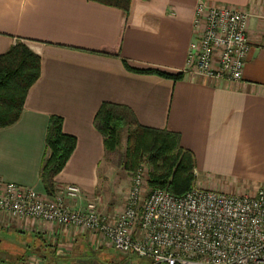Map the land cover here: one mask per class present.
I'll return each mask as SVG.
<instances>
[{"label": "crops", "instance_id": "obj_1", "mask_svg": "<svg viewBox=\"0 0 264 264\" xmlns=\"http://www.w3.org/2000/svg\"><path fill=\"white\" fill-rule=\"evenodd\" d=\"M200 2L249 14L240 81L186 71ZM17 42L40 58V77L19 120L0 129V181L46 196L40 169L47 125L56 116L76 145L55 177L54 194L74 185L81 195L67 202L71 208L95 203L112 218L104 196L120 178L109 172L93 125L100 106L110 103L127 107L142 127L178 134L194 157L195 188L234 195L236 184L255 193L264 187V0H131L128 13L85 0H0V56ZM122 60L183 78L133 74ZM104 246L89 231L0 213V264H79L75 258L102 254Z\"/></svg>", "mask_w": 264, "mask_h": 264}, {"label": "built area", "instance_id": "obj_2", "mask_svg": "<svg viewBox=\"0 0 264 264\" xmlns=\"http://www.w3.org/2000/svg\"><path fill=\"white\" fill-rule=\"evenodd\" d=\"M249 14L200 2L196 39L190 43L186 71L209 80L240 81L249 52ZM144 168L132 179L127 207L114 218L97 205L73 209L68 201L80 189L67 185L42 196L32 188L0 181V213L100 236L119 254L151 264H264V187L252 196L193 188L182 197L151 190L142 198Z\"/></svg>", "mask_w": 264, "mask_h": 264}, {"label": "trees", "instance_id": "obj_3", "mask_svg": "<svg viewBox=\"0 0 264 264\" xmlns=\"http://www.w3.org/2000/svg\"><path fill=\"white\" fill-rule=\"evenodd\" d=\"M128 13L131 0H85ZM126 71L137 75H151L173 82L182 80V74H167L157 70L131 68L122 60ZM40 77V58L22 42L0 56V129L19 120L25 99L31 87ZM93 125L101 135L105 151H114L126 130V161L124 170L131 173L142 163L149 167V187L163 189L175 197H182L194 188L195 161L191 152L180 145V136L165 130L140 126L132 112L124 106L104 103L98 109ZM76 145L73 136L62 131V119H49L46 136V152L40 179L46 195L55 193V177L63 170ZM46 155V154H45Z\"/></svg>", "mask_w": 264, "mask_h": 264}, {"label": "rangeland", "instance_id": "obj_4", "mask_svg": "<svg viewBox=\"0 0 264 264\" xmlns=\"http://www.w3.org/2000/svg\"><path fill=\"white\" fill-rule=\"evenodd\" d=\"M126 139L127 132L125 130L122 132L120 145L114 151H105L107 159L106 166H108L109 172H117V176L120 178L117 180L112 179V181H116V185L113 187V184H111L107 198L104 196L105 205L108 207L107 211L111 213V217L113 218L121 214L126 209L128 194L132 186V179L136 175L139 168H144L146 171L142 182V198L144 199L148 193L153 190V188L148 185L149 167L146 162H142L135 169V171L131 173L124 170L126 161ZM49 155L50 151H47L45 155L46 159ZM230 192L234 195L252 196L255 193V189H253L251 185L236 184L232 186V190H230ZM60 227L67 229V227ZM104 243L107 247L104 246L102 254H81L82 256L78 257V259L75 258V262L79 264H93L95 262L97 264H151V261L145 258H139L137 256L127 257L123 254H119L114 251L107 242L104 241ZM59 255L63 256L65 254ZM56 264H64V262L63 260H57Z\"/></svg>", "mask_w": 264, "mask_h": 264}]
</instances>
